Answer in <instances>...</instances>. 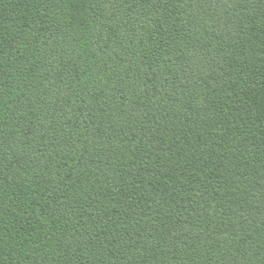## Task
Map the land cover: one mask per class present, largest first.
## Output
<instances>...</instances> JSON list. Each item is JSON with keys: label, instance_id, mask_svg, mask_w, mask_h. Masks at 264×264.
<instances>
[{"label": "trees", "instance_id": "16d2710c", "mask_svg": "<svg viewBox=\"0 0 264 264\" xmlns=\"http://www.w3.org/2000/svg\"><path fill=\"white\" fill-rule=\"evenodd\" d=\"M0 264H264V0H0Z\"/></svg>", "mask_w": 264, "mask_h": 264}]
</instances>
